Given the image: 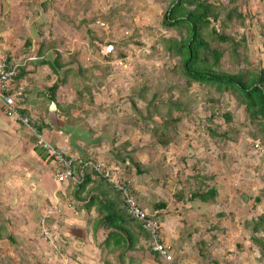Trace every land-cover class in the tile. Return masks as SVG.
<instances>
[{
    "label": "rangeland",
    "instance_id": "obj_1",
    "mask_svg": "<svg viewBox=\"0 0 264 264\" xmlns=\"http://www.w3.org/2000/svg\"><path fill=\"white\" fill-rule=\"evenodd\" d=\"M232 1L225 2L217 19L201 32L208 35L210 48L222 52L214 70H258L264 65V0ZM170 2L0 0V51L20 53L28 37L32 44L41 36L49 37L57 39L61 65L57 77L47 66L35 68L39 60L32 61L30 83L37 87L32 98L40 100L33 103V116L25 114L31 118V128L18 123L21 133H26L18 137H26L33 147L34 126L39 123L47 141L59 144V137L72 143L70 152L87 153L84 146L98 145L97 154L108 163L125 167L137 202L154 214L162 239L173 247L181 264H264V226L252 232L245 225L264 211V122L250 116L236 92L194 81L187 84L178 66L180 55L168 47L186 35L187 26L162 23ZM233 4L246 12L244 18L225 16ZM212 26L235 41L243 35L246 45L241 40L233 49L212 38L208 34ZM31 49L20 53L23 60L34 57ZM54 49L46 50L50 59ZM56 79L59 106L48 105V87ZM140 93L143 98L137 96ZM174 102L180 107L172 108ZM48 106L55 112H49ZM159 116L180 119L170 120L172 127L164 131ZM162 136L167 143L160 141ZM4 142L16 145L15 139ZM11 144L2 145L3 160L17 159ZM21 153L20 164L0 165V224L14 240L0 238V264H85L86 258L97 259L96 251L78 256L82 247L91 249L94 244L81 215L72 206L61 216L50 207L56 193L67 191L63 182L55 183L52 172L42 177L47 168L43 159L32 152L29 166L27 154ZM32 170L37 179L34 189L29 181ZM210 187L217 191L214 199L191 197ZM71 197L67 194L65 200ZM162 202L164 208L155 206ZM55 203L61 206L59 200ZM47 225L57 239L54 243L42 236ZM145 252L148 263L151 257Z\"/></svg>",
    "mask_w": 264,
    "mask_h": 264
},
{
    "label": "trees",
    "instance_id": "obj_2",
    "mask_svg": "<svg viewBox=\"0 0 264 264\" xmlns=\"http://www.w3.org/2000/svg\"><path fill=\"white\" fill-rule=\"evenodd\" d=\"M227 1L228 0H214L213 2L207 0H173V2H170L169 7L163 13L162 23L170 27H175L179 24H186L187 32L182 39L169 42L168 47L170 49L173 48L174 52L180 55L178 66L181 69V73L187 84L194 81L201 84L214 85L219 91L231 90L232 92H236L240 96L241 104L245 106L250 116L252 118L261 119L264 122V65L260 69L254 71H250L249 68L246 67L239 69L241 71L233 73L223 71L216 72L214 68L217 67L219 59L222 56V52L219 51V49L210 48L208 45L209 40L206 39L209 38L208 35L205 37L201 33L207 26H210L214 19H217L219 9L224 7L225 2ZM230 2L233 1L230 0ZM43 4L48 8L46 1L43 2ZM188 5L192 6V8L188 9L186 7ZM237 10V5L235 6L233 4L232 7L225 12V16L228 19L231 17L234 19L235 16L238 19L244 18V14H246V12ZM208 34H213L211 37L221 42H227L233 49L239 45L241 40L246 45V40L243 39V35L238 39V41H235L231 35L227 36L218 32L217 27L215 26L211 27L210 33ZM45 38L46 37L41 36L39 42L32 44L33 40L28 37L24 41V49L22 48V51H25L27 48L30 49L32 46L31 50L33 51V56L35 58H40L37 65H35V68L37 66H47L51 72L59 77L60 74L57 68H60L61 65L58 62L59 52L55 51L57 49V47H55L57 39H48V37L46 40ZM49 48H55V56L52 59H50L46 51ZM24 51L22 53H24ZM110 52L111 51H107L105 55L109 57ZM119 56L123 57L122 54ZM28 60L20 62L15 81L17 84H22L24 90L22 103L23 107L20 110L24 114L28 113L31 117L33 114L25 106V97H27L26 93L28 92L27 81L23 83V81L20 80L28 72L25 68L29 66L33 67V62H35L31 59V62H29L27 66ZM247 71L250 72L245 74ZM64 78L65 77L62 76L60 81H63ZM57 88L58 79L53 81L48 87L50 93L49 100L55 103L56 106H59V103L55 100V91ZM141 89L145 90L146 88L141 87ZM38 94L40 95V93ZM137 96L143 98L142 93ZM152 100H154V97ZM146 105H149V103ZM171 107L179 108L180 103L174 102ZM48 111L51 113L55 112L54 109H48ZM224 116L226 120H229L230 117L228 113H224ZM179 119L180 117L178 116L169 118L161 117L159 118V121L165 123V131L168 126L172 127L171 123H168L170 120H172V122H176ZM34 127L40 134H42L41 131L44 129L41 124L38 123ZM35 137L37 141V136L35 135ZM160 141L163 144L167 143V140L164 139L163 136L160 138ZM50 143L61 149L67 155H75L80 159H84L87 155L91 157L92 161L100 160L92 153H82L81 151L78 153L70 152L62 149L52 142ZM34 150L40 158L51 162V158L48 157L44 148L35 143ZM102 161L107 162L105 160ZM114 167L119 169L117 172L119 179H123L125 182L130 181L132 183L131 179L126 177V174L124 175L125 167H121L118 164H114ZM83 172V179L80 183L73 184L70 180L67 181V191L65 192V196L69 194L72 197L69 200H65V204L67 203L66 206L68 207L72 206L75 211H85L87 216L86 225L90 226L91 236L93 237L94 244L97 248L96 251H98L100 255V263H108L107 255L110 254L117 260V262L112 261L108 264H181L178 262V258L173 254L174 249L172 246L170 247V251L173 262L170 263L160 259L157 254L151 250L150 234L148 230L144 228L143 222L139 217L128 212L127 206L123 200L124 198L122 192L116 188L113 183L97 174L93 167L89 165L84 166ZM216 194V189L210 187L204 192H193L191 197L198 198L199 200L206 202L210 199H214ZM133 196L139 208L147 212L145 208L142 206L140 207V203L137 202L138 199L136 197L135 189H133ZM255 199L257 200L258 198L256 197ZM262 200L264 202V198H262ZM54 206H52L51 209H56L59 212L60 208L57 207V205ZM155 206H157V208H164L165 203H158ZM91 210H93L94 214L90 213ZM51 214H48L47 216H51ZM150 216L155 219L154 214ZM245 225H247L246 229L250 228V231L257 232L260 226H264V211L263 213H260L254 221H252L251 217L248 218ZM3 228V224H0V238L4 236L3 239L6 238L8 241L13 242V237L10 233H5ZM48 228H50V226H48ZM99 228L104 230L103 237L101 239H98L97 235ZM163 240L164 239H161V241ZM253 240L258 243L260 242L256 238ZM55 241H57V239ZM146 249L151 257L150 260L148 258V263L144 262L143 257V255H146ZM59 254L63 256L62 252H59ZM214 264L217 263L215 262Z\"/></svg>",
    "mask_w": 264,
    "mask_h": 264
},
{
    "label": "built area",
    "instance_id": "obj_3",
    "mask_svg": "<svg viewBox=\"0 0 264 264\" xmlns=\"http://www.w3.org/2000/svg\"><path fill=\"white\" fill-rule=\"evenodd\" d=\"M20 66L19 61H14L6 52L0 51V105L4 112L12 116L19 123L31 128V118L21 112L24 90L22 84H17L15 77ZM34 134L37 136L36 144L44 148L51 158L52 174L56 182H67L78 184L83 179V168L86 165L93 169L100 176L113 183L123 195V200L130 214L136 215L143 222V226L150 234V247L157 256L165 262H173L170 245L161 241L160 224L147 212L141 210L136 204L133 196V184L117 176L118 168L102 160L92 161L90 156L84 159L75 155H67L47 141L34 127ZM75 167H74V166ZM116 169V170H115ZM42 236L45 240L54 243L55 234L48 227L42 228Z\"/></svg>",
    "mask_w": 264,
    "mask_h": 264
},
{
    "label": "crops",
    "instance_id": "obj_4",
    "mask_svg": "<svg viewBox=\"0 0 264 264\" xmlns=\"http://www.w3.org/2000/svg\"><path fill=\"white\" fill-rule=\"evenodd\" d=\"M1 49H2V47H0ZM5 49V48H4ZM24 49V48H23ZM1 51H3V50H1ZM21 51H22V49H21ZM20 51V53H22ZM24 51V50H23ZM4 52H6L7 54H9L10 55V58L12 59V60H14V61H19V62H22V61H26V60H34V59H37V60H39L40 58H33V57H23L24 58V60L22 59V56H20V53H18L19 51H10L9 49H5L4 50ZM20 57H21V59H20ZM35 63H37V62H35ZM34 63V64H35ZM35 65H37V64H35ZM26 69V71H28L24 76H23V78L22 79H20L21 81H23V83H25L26 81H27V90H28V92L26 93V96H27V98L25 99V106H26V108L27 109H29V111L33 114V107H34V105H33V103L34 102H36V99L37 100H40V98H32V94H33V91H34V89L35 88H37L36 87V83L34 82V83H30V81H32V80H34V78H33V74H34V72H31V69H32V67H27V68H25ZM32 80H31V79ZM32 86V87H31ZM29 87V88H28ZM37 92V91H36ZM35 96H36V93H35ZM41 98H44V97H41ZM35 99V100H34ZM38 102V101H37ZM36 102V103H37ZM51 103L50 104H48V105H51V104H53V102L52 101H50ZM27 103V104H26ZM51 106H48L47 107V109L49 108V110H53V109H51L50 108ZM21 134L22 135H26V133H21V131H20V127H18V122H17V120H15L12 116H10V115H8V114H6L5 112H4V110L2 109V107H1V105H0V151L1 150H4V148L2 147V145L3 144H6V145H8V144H11V143H6V142H4V141H7L8 142V140L9 139H15L16 140V145L14 144H11L10 146H12V148H13V156H16V158L17 159H15V158H13V159H9L10 157H7L6 156V159H8V160H3V158L1 157V155H0V165H4V164H9V168H10V166L11 165H14V164H20V162H22V161H24V160H22V159H20V157H18V155H19V153H26L27 154V156H28V158H27V160H29V161H26L27 163H28V165L30 166V163L32 162V159H31V154H32V152L37 156V157H39L40 158V156L36 153V151L34 150V145H33V147H29L28 146V139L26 138V137H24L22 140H20L19 139V137L18 136H21ZM22 138V137H21ZM5 139V140H4ZM57 139V142L59 143V144H61V145H59V144H57L59 147H61L62 149H64V150H67V151H70V148H72V143H71V145H70V142L68 141V142H66V140L64 139V140H59V139H63V138H56ZM4 140V141H3ZM23 142V145H18L19 144V142ZM64 141V142H63ZM56 142V141H55ZM21 147V148H20ZM95 147V148H94ZM98 145H96V146H93V147H91V148H86V146H84L83 148H85L86 149V152L87 153H92V154H94L95 155V157L96 158H98V159H102V160H106V161H108V159H104L105 157H104V155H100V153H98L97 154V150L96 149H98ZM19 148H20V151H18L19 150ZM7 149V148H6ZM75 150V149H74ZM8 150H6L5 152H7ZM21 153V154H22ZM75 153H77V152H75ZM82 153H85V152H82ZM20 154V156H22ZM25 155V154H24ZM3 157H5V156H3ZM41 160H42V158H40ZM43 163H45L46 164V166H47V168L46 169H43V172H42V177H46V174H48V173H50V172H52V170H51V168H52V166H51V162H48L47 163V160H45V159H43ZM110 164H112V165H114L113 163H110ZM31 165H35V164H31ZM22 166V165H21ZM49 171V172H48ZM47 172V173H46ZM10 173H12L11 171H10ZM46 173V174H45ZM30 178H31V180H29L30 182H31V184L33 185V188H31V189H34V187H35V185H36V183H37V179H36V171L35 170H32V175H30ZM29 178V179H30ZM41 178V177H40ZM53 181V180H52ZM54 182V181H53ZM55 183H56V181H55ZM63 184V186L65 187V188H67V182H63L62 183ZM71 186V185H70ZM72 187V186H71ZM17 191H19L18 189H16ZM65 194L66 193H63V192H58V193H56V195H54V203H51V206L50 207H52V206H54V205H56V201H60V203H61V206H57V207H59L60 208V214L61 215H67L68 214V212H66V210H67V207L68 206H66V204H65ZM55 196H57V198L55 197ZM61 197V198H60ZM60 198V199H59ZM55 207V206H54ZM54 211V210H53ZM55 211H57L56 209H55ZM58 212V211H57ZM58 212V213H59ZM55 213V212H54ZM75 213L76 214H78V215H81V219L83 220V221H85V227H86V229L88 228L87 227V225H86V220H87V216H86V213H85V211L84 210H76L75 211ZM90 213L91 214H94V212H93V210H91L90 211ZM90 227V226H89ZM103 229L102 228H99L98 229V231H97V235H98V239H101L102 237H103ZM170 241V240H169ZM85 243H87L86 241H85ZM60 248L62 249V247H63V245H62V243L60 242ZM75 244V243H74ZM76 245V244H75ZM94 245V244H93ZM92 245V247L90 246V248L91 249H89V247H86V246H84V247H82V251L80 252V254H78V256H80V257H82V255H83V253L84 252H87V253H89V252H95L96 250H97V248H96V246L94 245L93 246ZM65 248V247H64ZM78 250H80V249H78ZM61 253V252H60ZM96 254H97V259H95L94 257H91V258H86V259H88V260H85V264H93L94 263V261L95 262H97V264H100V255H99V253H98V251H96ZM107 261H108V263H110V262H112V261H115V262H117V260L114 258V257H112L110 254H108L107 255ZM182 262V261H181ZM180 261H179V263H181ZM107 263V264H108ZM197 264H201L200 262H198Z\"/></svg>",
    "mask_w": 264,
    "mask_h": 264
}]
</instances>
